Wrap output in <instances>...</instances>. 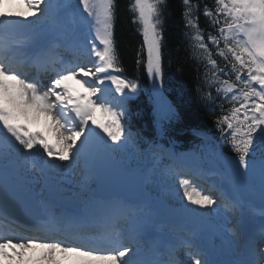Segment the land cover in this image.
<instances>
[{
	"label": "snow or ice",
	"instance_id": "1",
	"mask_svg": "<svg viewBox=\"0 0 264 264\" xmlns=\"http://www.w3.org/2000/svg\"><path fill=\"white\" fill-rule=\"evenodd\" d=\"M23 3L27 15L0 12V256L12 259L9 248L40 247L47 250L43 258L50 264L57 251L70 264H220L210 258L208 242L195 230L176 243L154 241L155 258L142 259L141 242L153 240L159 225L148 206L131 202L89 199L73 207L44 202L46 216L30 231L48 235L13 234L18 220L2 205L9 162L22 160L38 180L51 168L87 165L97 139L113 151L126 149L135 143L127 117L139 88L134 80L116 74L122 69L113 37L115 0ZM181 4L183 39L195 62L198 95L213 113L218 110L216 159L241 177L258 174L260 204L249 212L234 197H214L211 188L204 194L194 184L205 178L201 168H169L168 176L176 183L177 195L183 190L182 201L220 213L221 234L242 244L239 257L229 264H264V0ZM130 9L143 37L136 62L145 64L151 91L159 100L167 0H132ZM35 27L43 36L23 35ZM71 80L83 93L69 87ZM163 107L174 114L170 104ZM96 111L102 120L95 118ZM225 147L235 155L225 158ZM57 159L67 164H57ZM93 225H101L102 234Z\"/></svg>",
	"mask_w": 264,
	"mask_h": 264
},
{
	"label": "trees",
	"instance_id": "2",
	"mask_svg": "<svg viewBox=\"0 0 264 264\" xmlns=\"http://www.w3.org/2000/svg\"><path fill=\"white\" fill-rule=\"evenodd\" d=\"M75 2V0H73ZM211 5L213 0H203ZM132 0H115L113 37L123 77L134 80L139 85L140 96L132 101L130 128L142 133L143 138L160 139L177 149L188 150L200 156L205 163L216 159V143L201 139L194 131L205 132L217 142L220 133L216 127V113L201 102L197 92V70L195 62L190 59L187 44L183 39V21L181 18V0H167L166 17L163 31L162 66L164 71L163 92L176 109L177 117L167 124L156 123L150 77L145 64H137V53L143 44L139 25L133 23V12L130 9ZM201 26H205L201 17ZM137 116H134V113ZM101 135L106 139L105 133ZM102 146H105L102 142ZM106 147V146H105ZM225 158L234 156L227 147ZM234 170V169H232ZM241 177V176H240ZM242 183H249L254 189H260L258 174L241 177ZM241 181V180H240ZM168 200V205L177 212L178 206Z\"/></svg>",
	"mask_w": 264,
	"mask_h": 264
},
{
	"label": "rangeland",
	"instance_id": "3",
	"mask_svg": "<svg viewBox=\"0 0 264 264\" xmlns=\"http://www.w3.org/2000/svg\"><path fill=\"white\" fill-rule=\"evenodd\" d=\"M0 12H12V13H19L23 12L26 15L28 14L29 10L26 7L25 3H23V0H0ZM34 19V18H33ZM23 35L28 36H43V32L39 27H35L34 29L28 30ZM94 59V58H93ZM152 83V80H151ZM69 87L75 91L83 93V88L79 84L76 83L75 80H71L68 82ZM138 96V93L135 97ZM134 97V98H135ZM154 101L156 105L157 115L158 119L162 124L169 123L173 119L177 117L176 109L170 102V99L168 96L163 92V97L157 100L155 96ZM170 104L172 108L174 109V114H169L164 111V105ZM95 112V118L97 120L103 119V114H96ZM151 148L160 150L163 157L162 159H177L180 160L182 157L185 161H187L189 164L196 165L199 167L200 163L196 161L193 157L186 156L180 152H175V150L168 148V147H159V145H156L155 147L147 148L145 153H138L136 156V159L142 163V166H152L151 169L152 175L154 176V181H151L148 183V189L156 191L160 186L163 188H166L165 195H169L173 197L181 206L183 215L185 217L197 220L196 223H189L191 227H184L180 228L184 234H187L189 231L195 230L200 236H202L209 245V248L214 250L216 258L210 256L211 259L220 262V264H229V262L237 259V252L233 251L236 250L235 247L237 245L236 242H233L231 239L226 238L221 234L220 229V222L222 220V216L220 213H217L212 210L208 209H202L199 208L197 205H190L189 202L185 199L183 201L181 198L183 197V190H179V194L177 195V186L174 180H166L163 176V171L165 169V166L162 170H160L159 167L154 166H163L162 162L158 158L157 155H153L152 157L150 155ZM122 155L125 156V151L122 149ZM155 153V151H153ZM149 159V163L151 165H147L146 161ZM151 160V162H150ZM168 161V160H166ZM13 163V165L17 166L18 173L21 171L25 178H28L27 180L30 181L29 188L32 189V187H39L38 189H41L43 187L44 190H50L52 191L57 197H55L56 202L59 205H64L60 200L63 199L64 201H69L68 207L73 206H79L81 205L85 199L91 198V191H93V179H90L88 177L87 171L91 168V160L90 162L85 165L83 162H81L80 167L79 166H72L69 165L64 168H51L46 171V173L40 177L38 180L35 178V174L30 173L26 171V165L23 164L22 160L13 159L10 161ZM57 164H67V162H61L58 159L56 160ZM178 163V161H177ZM180 165V162L178 163ZM204 173H206L204 171ZM208 178L215 183L216 185L222 187L223 190H228L229 192H232L234 194H237L240 199H243L242 194H238L239 191L235 187L234 188V176L233 174L228 170L227 173H224L226 176L217 173V172H207ZM91 177V175H90ZM149 177V176H148ZM93 178V176L91 177ZM63 180V181H62ZM236 185V184H235ZM84 189H83V188ZM243 191V190H242ZM251 191V190H247ZM163 193H160V195H163ZM245 194H247L246 191H244ZM248 195V194H247ZM255 198L260 200V195L256 193ZM253 197V195H252ZM254 198V199H255ZM243 203L246 206V209L251 212L258 208L255 204L244 200ZM157 206H148L153 213V218L158 224V222L166 216L168 213V209L165 206V203H163L160 199L159 202L156 203ZM182 204L188 205V207H183ZM189 208H196L199 209V213L192 212L189 210ZM258 223V221H256ZM221 234V235H220ZM185 236V235H184ZM221 238H226V242L222 243L220 241ZM28 249V248H27ZM30 249V248H29ZM20 249H15L13 251L11 248L7 249L8 256H11L12 259H8L5 256H0V264H50L49 260L43 258V260H30L29 258V251H24L22 255H18ZM36 250H38V247H36ZM39 252H34V259L36 257H39ZM30 260V261H29ZM70 264V261L67 257H65L61 253H54V262L53 264Z\"/></svg>",
	"mask_w": 264,
	"mask_h": 264
},
{
	"label": "water",
	"instance_id": "4",
	"mask_svg": "<svg viewBox=\"0 0 264 264\" xmlns=\"http://www.w3.org/2000/svg\"><path fill=\"white\" fill-rule=\"evenodd\" d=\"M93 169L96 172L94 196L101 199L121 197L131 202H138L145 198V173L139 168L126 170L116 162L106 150L96 153L93 160ZM12 173L10 169H7ZM7 175L6 179L10 180Z\"/></svg>",
	"mask_w": 264,
	"mask_h": 264
},
{
	"label": "bare ground",
	"instance_id": "5",
	"mask_svg": "<svg viewBox=\"0 0 264 264\" xmlns=\"http://www.w3.org/2000/svg\"><path fill=\"white\" fill-rule=\"evenodd\" d=\"M32 30V29H31ZM90 175H91V177L93 176V172H92V170H91V173H90ZM19 181H20V183H25V181L24 180H20L19 179ZM19 183V184H20ZM38 188L39 187H37L36 185H35V187H32V189H26V190H23L22 189V187L21 186H18V190L22 193V194H24V195H26V196H28V197H32V196H37L36 194H35V192L34 191H32L33 189H36L37 191H38ZM36 201V200H35ZM153 241H156V239H154L153 238ZM18 249H20V248H18ZM29 251L30 253H29V259L30 260H32V261H34V260H43V256H44V254L47 252V250L46 249H43V248H40V247H38V250H36V247H34V248H26V249H20L19 250V252L18 253H22L23 254V252L24 251ZM35 251H37V252H39V254H40V256L39 257H36V259H34V257H33V255H34V252ZM57 253H59L58 251H57ZM29 260V261H30Z\"/></svg>",
	"mask_w": 264,
	"mask_h": 264
}]
</instances>
